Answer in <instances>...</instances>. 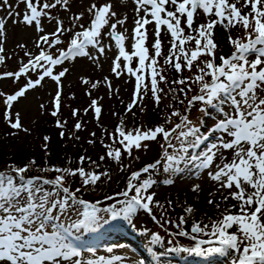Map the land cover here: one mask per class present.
Masks as SVG:
<instances>
[{
	"label": "snow or ice",
	"instance_id": "1",
	"mask_svg": "<svg viewBox=\"0 0 264 264\" xmlns=\"http://www.w3.org/2000/svg\"><path fill=\"white\" fill-rule=\"evenodd\" d=\"M124 2L120 0L121 4ZM20 4L24 5L22 12L17 10ZM132 4L129 35V17L116 10L114 0H91L78 14L71 12L70 0H15L14 4L0 0V10L8 9L6 17L0 16V66L11 59L4 46L7 19L29 27L35 25L34 45L39 49L38 54H33L25 44H18L27 61H19L16 71L0 72V80L12 78L16 83L23 77L25 81L14 94L5 96L0 92L6 105L4 120L11 129L28 131L23 128L19 113L13 116L11 109L29 90L41 86L45 78L56 83L51 115L58 116L61 81L68 72L66 67L57 71L58 66L78 57L99 66L106 49L115 50L111 73L116 78L127 74L134 80L125 116H135L136 108L144 112L143 102L149 94L156 107L169 93L175 101L168 104L164 123L150 128L128 130L121 118L115 130L108 133L110 143L100 139L105 152L99 162L85 156L79 157L75 168L41 166L34 158L23 164L6 162L0 168V264H124L119 255L86 258L96 251L88 237L98 238L105 226L117 228L120 221L135 228L134 217L140 210L151 215L161 228L173 224L177 231L169 235L193 242L191 246H173L168 253H183L205 261L223 257L230 264H264V0H132ZM53 9L67 15L58 18ZM85 13L87 26L81 23ZM45 19L54 22L53 31H45ZM218 27L228 33V54H218ZM233 31L241 35L233 36ZM164 37L168 38L167 48ZM65 39L67 45L59 47L65 45ZM81 82L92 89L101 84L86 78ZM103 83L111 92L112 82L107 76ZM164 85L169 86L168 91ZM89 109L99 123V100H91L85 114ZM193 110L200 114L195 120L191 118ZM72 115L77 117L79 110L73 109ZM56 123L58 128L64 127L60 120ZM74 128L79 132L82 123L77 121ZM104 131L107 133V129ZM60 136H64L63 131ZM44 140L47 142L49 137ZM151 142L161 148L160 159L138 170L131 163H123L125 156L130 161L138 160L134 150L148 151ZM88 143L95 144L96 140ZM44 148L47 151V143ZM106 159L114 161L126 174L124 188L95 201L85 199V190L112 179L107 169L98 171ZM182 165L208 170L209 179L223 196L226 207L211 227H202L203 221L194 220L186 229L188 221L184 215L176 223H161L153 214L154 207H163L151 191L157 183L153 174L162 166L174 175L184 170ZM50 173H55L54 177ZM73 178H78V187H71ZM164 183L174 181L166 179ZM199 189L196 184L191 190ZM229 200L234 203L228 205ZM168 203L171 205V201ZM208 204L221 207L211 199ZM193 211L191 205L184 209L188 215ZM148 243L161 245L163 237L153 232ZM165 254L153 253L156 264ZM136 264L144 261L137 260Z\"/></svg>",
	"mask_w": 264,
	"mask_h": 264
},
{
	"label": "rangeland",
	"instance_id": "2",
	"mask_svg": "<svg viewBox=\"0 0 264 264\" xmlns=\"http://www.w3.org/2000/svg\"><path fill=\"white\" fill-rule=\"evenodd\" d=\"M10 2L14 4L15 0H10ZM90 2L91 0H70L71 12L78 14L81 11H85ZM41 3H43V0H41ZM114 3L116 4V10L118 12H125L128 15L129 19L126 27L128 28L129 35H131L132 9L134 7L132 0H125L123 4L120 3V0H114ZM23 9L24 5L20 4L17 10L22 12ZM7 12V8L0 10V16L6 17ZM52 12L58 18H64L67 15L63 10L58 11L57 9H53ZM87 19V13H85V19L82 20L81 23H85L87 26ZM65 23L67 26L71 27V24L67 20H65ZM42 26L45 28L46 32L54 30V22L49 23L46 19L42 20ZM151 27L152 26H149L150 29ZM76 30L79 29L77 28ZM232 34L233 36L241 35L240 32L235 31H233ZM227 35L228 33L218 27L216 33V39L219 45L218 54H228L231 51V47L227 41ZM36 38L37 32L35 30V25L29 27L22 23H13L12 19H7L4 46L6 56H10L11 59H7L6 64L0 66V72L5 70L16 71L19 61H27L28 58L24 56V49L17 47L18 44L23 43L27 46L28 51L33 54H38L39 49L35 48L34 45ZM105 42H107V40ZM167 42L168 38L164 37L165 48H167ZM127 43L130 44V41ZM66 45L67 39H65V45L59 47H65ZM51 51L56 54L55 49H51ZM114 51L115 50L108 51L106 49V55L100 58L99 66L88 58L80 57L76 58L74 61H66L65 64L58 66L57 71H60L65 67L68 69V72L61 81L63 92L61 96L60 114L58 116L54 117L51 115L53 110L52 98L56 92V83L49 78H45L41 86L29 90L24 97L19 98L18 101L13 103L11 109L13 116H15L16 113H19L22 126L23 128L28 129V131L25 132L9 129V133H3L5 135V142L10 147H4V154L0 159V168L5 166L8 153L19 155L24 148L27 149L28 153L32 148H35L33 155L36 156L39 152L44 151V155L38 161L36 160L38 165H40V163H46L49 165L50 161L62 156L69 159L64 162L66 163L65 166L72 163H78L80 156L91 157L93 160L99 162V156L103 155L105 152V149L100 143V139L103 138L105 143H110L108 140V133L115 130L117 123L121 118H124L128 130L137 127L150 128L154 125L164 123V116L169 111L167 107L168 104H175V101L172 100L171 93H169L168 96L163 97L159 107L154 105L149 94L148 97H145L143 102L144 112H141L139 108H136L133 109L136 113L135 116L131 113H128L125 116V107L130 102L134 80L127 74L116 78L111 73V58L114 55ZM93 54L96 53L93 51ZM135 63L136 61H133L134 65ZM30 75H32L33 79L36 78L35 74ZM105 76H107L112 82L111 92L103 83V78ZM82 78H86L90 81L99 80L101 81V84L98 88L92 89L90 86L84 85L81 82ZM24 82L23 77L16 83L13 82L12 78L0 80V92H5V96L7 94H14ZM163 87H165V91H168V85H164ZM88 92H91L90 96L88 95ZM93 99L99 100V103L102 106L99 123L95 120L91 109L85 114V109L89 108V104ZM41 105L44 107L41 108ZM1 107L6 110V105L3 104V98ZM177 107H180L181 111H183L182 106L177 105ZM73 109L79 110V115L77 117H73ZM113 113H116V115H113ZM198 115L200 114L193 110L191 118L195 120V118H198ZM2 119L4 120V117H2ZM173 119L175 120V118ZM57 120L64 123L62 129L57 127ZM77 121L82 123V129L79 132L75 131L74 128ZM4 123H6L5 120ZM6 125L8 124L6 123ZM55 128L63 131L64 136L61 137L59 133H56L54 131ZM104 129H107V133ZM92 132L96 133L95 137L91 136ZM46 136L49 137L47 142L44 140V137ZM77 137H79V139H77ZM91 139H95L96 143L89 144L88 141ZM45 143H47V151H45L44 148ZM113 146L119 147V145ZM133 155L138 156L139 159L130 161L125 156L123 158V163H131V167L138 170L146 163H151L160 159L162 156V150L158 144L151 142L150 150L140 152L134 150ZM26 158H28L27 155L24 159ZM70 161L73 162L69 163ZM87 165L88 166H85L86 169L89 168L88 163ZM53 166L56 165L53 164ZM119 167L120 166L114 161L106 159L102 162L101 168L98 169V171L107 169L111 173L112 179L106 183L98 184L97 187L85 190L84 198L90 201H92V199H101L100 197L105 193L102 190H106L108 186L113 187L112 193H115V190L117 192L122 190L125 186L127 177L125 176V173L119 170ZM194 171L195 169L193 167L188 166L186 170L184 169L182 172L173 175L165 172L161 166L159 171L153 174L152 178L155 179L157 183L153 186L151 191L156 193L155 200L159 201L163 206L162 208L154 207L153 214L156 215L157 220L161 223H164L165 220H171L173 223H176L178 222L179 217L184 215L188 221V224L184 225V227L190 229L191 223L194 220L203 221L201 225L202 227L204 224H208L209 227H211L214 220L221 218V213L224 211L226 205L223 201V196L217 190L218 186L215 182L209 179L207 175L208 170H197L196 175H194ZM31 174H35V172ZM128 174H130V171ZM48 175L54 177L55 173H50ZM166 179H172L174 183L166 184L164 183ZM196 184L200 185V189L197 192H193L191 189ZM78 186V178H73L71 187L75 188ZM209 199L219 203L221 207L217 209L214 205L208 204ZM169 201H171V205H169ZM232 203L234 202L231 200L227 202L228 205H231ZM189 205L194 209L191 215L184 212V209ZM134 224L136 225L135 228L130 225L128 226L135 232L141 243L146 245V249L150 253L153 261V250L150 246L156 248L154 253L157 255L161 252L166 253L164 256L160 257V259L162 258L164 260H170L172 257H181L187 258V260H190L191 262L194 261L197 264H211L213 261H215V264H230L229 260L223 257H215L205 261L198 257H189L187 254L183 253H168L167 250L173 246H191L193 242L186 237H173L169 235L170 232L177 231L173 227V224H165V227L161 228L156 221L152 220L151 215L146 214L143 210L138 211L137 216L134 217ZM146 229L148 230L147 233H145ZM165 229H167V231H165ZM153 232L159 233L163 237V243L161 245H150L148 243ZM204 238L206 239L207 237ZM149 248H151V251H149ZM93 255L96 256V253ZM116 255L124 258V264H136L137 260H142L135 257L134 253L129 254L125 252H117L113 254L111 251L102 256L109 259ZM148 263L155 264L150 261H148ZM117 264H119V262H117ZM144 264H147V262L144 261Z\"/></svg>",
	"mask_w": 264,
	"mask_h": 264
},
{
	"label": "trees",
	"instance_id": "3",
	"mask_svg": "<svg viewBox=\"0 0 264 264\" xmlns=\"http://www.w3.org/2000/svg\"><path fill=\"white\" fill-rule=\"evenodd\" d=\"M3 93L5 94V92H3ZM1 103H2V98H0V159L3 156V154H4V147L6 148L8 146V144L5 142V135L4 134L9 133V129H11L8 125H6V123H4V120L2 119V117H4L5 109L1 107ZM54 131L56 133H59V135H60V132H61L60 129L55 128ZM8 147H10V146H8ZM33 152H35V148H32L29 153L27 152V149L24 148L19 155H14V154L8 153L7 163L15 162L17 164H23V163H26L30 158H34L35 160L38 161L44 155V151L39 152V154L37 156L33 155ZM26 155L28 156V158L24 159V157ZM66 160H69V159L65 158L64 156H62V157H60L58 159L50 161L49 165L46 164V163H40V165L47 166V167H52L53 164H54L56 166L68 167V168H75V167L78 166V163H72V164H69L68 166H65L66 163H64V162ZM71 162H73V161H70L69 163H71ZM84 166H88L87 162L85 163ZM128 175H130V174H128ZM125 176H126V174H125ZM102 191H104L105 193L100 197L101 199L104 197V195L106 193H112L113 192V187L112 186H108L106 190H102ZM115 192H117V191L115 190ZM92 201H95V200L92 199Z\"/></svg>",
	"mask_w": 264,
	"mask_h": 264
}]
</instances>
